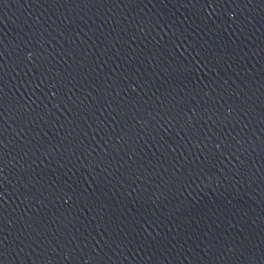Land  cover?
<instances>
[{
  "label": "water",
  "instance_id": "obj_1",
  "mask_svg": "<svg viewBox=\"0 0 264 264\" xmlns=\"http://www.w3.org/2000/svg\"><path fill=\"white\" fill-rule=\"evenodd\" d=\"M0 264H264V0H0Z\"/></svg>",
  "mask_w": 264,
  "mask_h": 264
}]
</instances>
